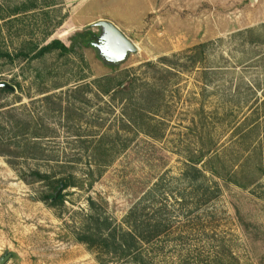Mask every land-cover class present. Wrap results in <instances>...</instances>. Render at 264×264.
Returning <instances> with one entry per match:
<instances>
[{
	"label": "rangeland",
	"instance_id": "rangeland-1",
	"mask_svg": "<svg viewBox=\"0 0 264 264\" xmlns=\"http://www.w3.org/2000/svg\"><path fill=\"white\" fill-rule=\"evenodd\" d=\"M100 21L138 49L120 70L70 44ZM0 28V85L14 88L0 94V259L264 264L257 160L248 189L205 168L237 170L264 153V0H0ZM55 39L73 51L33 59ZM193 166L204 178L185 175ZM62 178L77 186L45 201ZM159 226L127 256L75 238Z\"/></svg>",
	"mask_w": 264,
	"mask_h": 264
},
{
	"label": "trees",
	"instance_id": "trees-1",
	"mask_svg": "<svg viewBox=\"0 0 264 264\" xmlns=\"http://www.w3.org/2000/svg\"><path fill=\"white\" fill-rule=\"evenodd\" d=\"M1 29V28H0ZM60 52L63 55H67L69 53H71L73 51L72 48H69L64 42L55 39L50 41L48 44H46L43 48H41L33 57V59H40L43 58L47 55H50L54 52ZM7 57H11L9 54L6 55ZM105 80H107L108 82H110V78H105ZM120 87H123V85H121ZM13 91L10 90H0V94L3 93H10ZM110 93V91H104V94L108 95ZM260 127V124H257L254 122V126H251V129L249 131L250 134L255 133ZM257 149H254L252 152H249L248 157L246 158V160L244 161V163H242V165L237 169V170H233V171H228L225 167L224 163H221L223 166L221 167L220 171L217 169H207V166L205 165L206 171H208L209 173L216 175L217 177L221 178L222 180H224L227 183H231L234 184L235 186L241 188V189H248L250 187H252L254 185V182H249V183H243V181L252 176V172L249 169V167L247 166L249 161H251L252 159H256V166L258 168H260V170L262 171V173H264V153H257ZM219 162L221 161V159L218 157ZM204 161L203 158L198 159L197 161H195L193 164H201ZM191 171H195L197 174H199L198 178L203 177L204 178V174L199 170L196 169V167H189L187 168L186 171V176L189 175V173ZM226 173H223L225 172ZM39 180H43V181H47L50 179V176L48 175H40L37 174ZM63 186V191L67 190L69 187L71 186H77L74 182H70L69 179L66 178H62L59 179L57 181H55L52 185H51V192L53 193H48L44 200H48V199H53L55 197L56 192L58 191V189ZM63 195H61L57 200H55L54 202L52 201V203H58V202H62L63 201ZM130 216L126 218L125 223H128L129 226L131 225V220H130ZM92 221H95L96 224L99 223V225H101L102 223V218L100 216H93L91 217ZM107 222V220H104V224ZM164 229L159 226V228L157 229L156 232L152 233H145L142 232L141 234H137L136 231L133 232H129L126 233L124 236L127 238H123L122 235H118V233L115 230V233L111 235V239L110 236L109 237H105L104 232H102V230H98L99 232L95 233V232H89L88 230L84 231L82 234L77 235L76 241L80 242V243H86L91 247H99L100 250H106L108 249L109 246L112 247L113 251H108L109 254H111L112 256L121 254L123 256H127V254H131V250L132 248H134L137 244V242H141V243H148L157 237H160L162 234L165 233V231H163ZM111 240V241H110ZM129 240H131L133 242V247L129 244ZM109 241H110V245H109ZM108 254V253H107ZM111 261L113 260V258L110 259Z\"/></svg>",
	"mask_w": 264,
	"mask_h": 264
},
{
	"label": "water",
	"instance_id": "water-1",
	"mask_svg": "<svg viewBox=\"0 0 264 264\" xmlns=\"http://www.w3.org/2000/svg\"><path fill=\"white\" fill-rule=\"evenodd\" d=\"M251 3L254 0H250ZM92 30H95L92 31ZM84 32H93L101 40L99 44H94L96 48L95 57L97 61L104 66L113 68L114 71L120 70L121 67L130 59L132 55L138 53V49L134 46L126 36L112 23L100 21L88 26ZM0 90L13 91L14 88L8 84H1ZM63 194V186H61L52 199L54 202ZM11 255H6L0 259V264H7L11 260Z\"/></svg>",
	"mask_w": 264,
	"mask_h": 264
},
{
	"label": "flooded vegetation",
	"instance_id": "flooded-vegetation-1",
	"mask_svg": "<svg viewBox=\"0 0 264 264\" xmlns=\"http://www.w3.org/2000/svg\"><path fill=\"white\" fill-rule=\"evenodd\" d=\"M100 39L93 32H86L84 34H77L74 37H71L70 44L72 47L80 46V48L90 49L95 53L96 48L93 46L95 43L99 44ZM104 68L113 71V68L109 66H103Z\"/></svg>",
	"mask_w": 264,
	"mask_h": 264
},
{
	"label": "crops",
	"instance_id": "crops-1",
	"mask_svg": "<svg viewBox=\"0 0 264 264\" xmlns=\"http://www.w3.org/2000/svg\"><path fill=\"white\" fill-rule=\"evenodd\" d=\"M73 1H75V0H63V2H64V4H70L71 2H73ZM254 2H255V0H254ZM55 4V3H54ZM68 6V5H67Z\"/></svg>",
	"mask_w": 264,
	"mask_h": 264
}]
</instances>
